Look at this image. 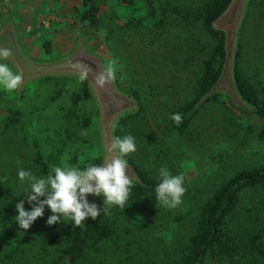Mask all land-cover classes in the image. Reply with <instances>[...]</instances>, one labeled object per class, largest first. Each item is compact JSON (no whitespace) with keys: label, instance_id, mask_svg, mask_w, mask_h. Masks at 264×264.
Here are the masks:
<instances>
[{"label":"trees","instance_id":"trees-1","mask_svg":"<svg viewBox=\"0 0 264 264\" xmlns=\"http://www.w3.org/2000/svg\"><path fill=\"white\" fill-rule=\"evenodd\" d=\"M118 1L126 6L141 3L145 17H140L138 24L147 22L156 28L165 24L195 25L209 41H214L189 56V61H193L199 54L195 60L192 96L188 102L175 107V113L182 115L183 122L177 126L169 119L165 132L187 138L191 135L189 126L194 118L208 105L216 104L222 115L217 124L226 142L239 147L253 143L264 149V90L242 71L243 52L238 43L231 60L232 77L235 91L246 107L240 111L230 98L214 93L188 116L196 103L219 84L224 73L229 59L227 40L217 23L236 0H191V4L188 1L175 6L168 1L163 4L162 0ZM79 2L80 5L71 8L72 15L88 29L96 31L100 23V2ZM255 3L256 0H248L249 11ZM18 97L16 90L0 88L1 102H21L22 98ZM137 102L136 112L117 120L115 133L119 128L136 127L143 113V107ZM58 109L56 124L52 132H48V139L43 137L45 142L42 139L41 144L37 138L29 140L35 147L31 170L37 176H46L54 165L79 167L77 157L91 144L86 135L93 123L92 114L77 104L67 109L58 106ZM4 112L0 118L3 129H15L24 137L23 131L30 121L27 116L11 105ZM31 121L40 122L41 118ZM45 128L50 130L48 124ZM239 137L242 143L235 142ZM162 141L158 137L149 139V145L157 150L145 163L126 157L140 184H134L125 209L112 206L107 214L95 220L86 218L80 227L63 221L46 225L51 215L46 208L44 216L37 218L28 230L19 229L11 218L16 215L15 204L22 198L18 196L24 186L17 172L0 166V264H264V161L258 165L227 168L223 175L208 182L196 181L203 194L196 188L188 193L184 180L186 192L182 203L176 208H167L156 199L154 191L161 167L176 174L175 164L160 149ZM42 142L50 148L49 152ZM245 193L256 197L243 209L240 199ZM91 202L98 206L103 203L101 197H94ZM25 208L30 210L27 202Z\"/></svg>","mask_w":264,"mask_h":264},{"label":"rangeland","instance_id":"rangeland-1","mask_svg":"<svg viewBox=\"0 0 264 264\" xmlns=\"http://www.w3.org/2000/svg\"><path fill=\"white\" fill-rule=\"evenodd\" d=\"M98 1L100 23L96 31L88 29L72 15L71 8L80 5L79 0H0V27L13 22L24 54L37 61H56L83 47L89 54L102 59L105 66L115 60L114 82L120 91L140 102L143 113L136 127L119 128L114 135L134 136L136 151L128 156L143 163L157 150L149 145V139L162 138L160 149L175 164V175H183L188 193L196 188L203 194L196 181L208 182L223 175L227 168L258 165L264 161V149L258 145L249 143L239 147L223 139L220 124H217L222 115L216 104L208 105L194 118L188 139L164 130L175 107L191 99L195 60L199 54L193 61H189V56L213 40L209 41L195 25L165 24L156 28L147 22L136 23L140 17H145L138 0L132 6L118 0ZM164 1L172 6L188 1L191 4V0H162L163 4ZM217 26L225 33L229 59L214 91L235 100L231 60L237 43L243 52L242 71L264 90V0H256L250 11L248 0H236ZM95 97L92 89L78 78L46 77L28 82L18 97L22 98L21 102L13 100L6 104L7 101H0V118L11 105L30 120L23 131L24 137L15 129H3L0 125V166L11 172L20 168L31 170L35 147L29 140L37 138L40 143L43 137L48 139V132L51 133L56 124L58 106L67 109L75 104L91 113L93 121L86 135L91 144L80 152L78 165L83 167L88 161L102 163V141L108 149L112 140L110 118L103 116L101 119V106ZM44 98L49 100L41 104ZM235 101L240 111L246 107L241 100L236 98ZM37 106L39 108L35 109ZM33 118H41V121L33 123ZM47 124L50 130L45 128ZM235 142L242 143V137ZM43 147L46 152L50 151L45 143ZM107 158H111V153ZM127 172L134 179L130 166ZM254 197L256 195L242 194L241 207L250 206ZM93 199L94 196L88 195L89 202Z\"/></svg>","mask_w":264,"mask_h":264},{"label":"clouds","instance_id":"clouds-1","mask_svg":"<svg viewBox=\"0 0 264 264\" xmlns=\"http://www.w3.org/2000/svg\"><path fill=\"white\" fill-rule=\"evenodd\" d=\"M10 55L7 49H0V57ZM90 75L87 69L82 70L81 80ZM116 61L109 62L94 75L95 84L103 88L116 79ZM24 76L15 73L7 63L0 62V86L7 91L18 90ZM177 126L183 122L182 115L170 114L169 117ZM118 127V121L113 122L112 128ZM107 151L111 158L99 165L88 161L83 167L53 166L46 176H37L31 170L20 168L17 177L23 191L22 197L15 204L16 215L11 219L21 230H28L37 218L45 214L47 208L51 215L45 221L52 226L61 221L70 222L72 226L80 227L86 218L95 220L101 214H107L112 206L125 209L133 190V181L128 175L126 157L136 151L135 137L113 135ZM159 182L155 186L156 199L167 208H176L182 203L186 192L183 175H172L166 167L159 169ZM88 195L102 198V206L89 202ZM43 197V199H41ZM30 210L25 208V203ZM10 226V225H9Z\"/></svg>","mask_w":264,"mask_h":264},{"label":"water","instance_id":"water-1","mask_svg":"<svg viewBox=\"0 0 264 264\" xmlns=\"http://www.w3.org/2000/svg\"><path fill=\"white\" fill-rule=\"evenodd\" d=\"M0 49H7L10 53L6 58L0 57V60L7 63L15 73H22L24 76L19 89L16 90L18 96H21L24 86L30 81L46 77H75L81 80L82 70L87 69L90 75L88 78L81 81L85 82L92 89L98 104L105 108H109L111 113L117 114L115 117L116 121L126 114L136 112L138 109L137 100L120 91L114 81L106 84L103 88L95 84L94 80L91 78L92 75L102 70L105 65L102 59L96 55L89 54L84 47L56 61H37L24 54L16 28L13 22H8L0 27ZM231 81L235 100L236 98L241 100V97L235 91L233 77H231ZM215 88L196 103L188 116L192 115L207 98L217 93L214 91ZM235 100L233 98L231 99L234 105L236 102ZM242 103L245 105L244 102ZM132 172L134 173V179H132L133 185L140 184L133 169Z\"/></svg>","mask_w":264,"mask_h":264},{"label":"flooded vegetation","instance_id":"flooded-vegetation-1","mask_svg":"<svg viewBox=\"0 0 264 264\" xmlns=\"http://www.w3.org/2000/svg\"><path fill=\"white\" fill-rule=\"evenodd\" d=\"M100 108H101V111H100L101 119L103 118V116H108L110 118L109 133H110V136L112 138L113 135H114V131H115L112 128V124H113V122H116L115 117L117 116V114L111 113L109 108H105L103 106H101ZM102 142H103V157H102V159H103V161H105V160H108L107 157L109 156V153L107 151V148H105V146H106L105 143L106 142L104 140Z\"/></svg>","mask_w":264,"mask_h":264}]
</instances>
